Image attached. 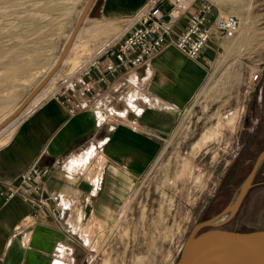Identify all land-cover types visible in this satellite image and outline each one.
Returning a JSON list of instances; mask_svg holds the SVG:
<instances>
[{
  "label": "rangeland",
  "instance_id": "374dc122",
  "mask_svg": "<svg viewBox=\"0 0 264 264\" xmlns=\"http://www.w3.org/2000/svg\"><path fill=\"white\" fill-rule=\"evenodd\" d=\"M86 1L77 0L66 16L54 14L43 22L45 30L53 29L51 47L41 57L40 67L22 81V88L13 91V106L0 115V120L27 99L37 81L59 59L68 34L76 25L78 11ZM210 1L221 11L237 13L233 3L221 7L216 0ZM247 8L250 34L219 43L221 48L216 50L205 82L191 93L190 103L179 114L175 113V124L162 136V149L168 144L165 153L161 157L159 153L143 174L130 180L119 210L108 222L86 220L75 232L74 264H176L194 227L214 219L231 204L264 151V119L257 117L263 109L264 0H252L249 5L247 1L234 15L243 21L242 13ZM91 10L50 80L17 116L15 125L0 129V146L37 104L51 96L62 79H68L98 55L101 37L108 35V31L90 29L94 23L90 20ZM118 32L120 36L124 29ZM257 71H262L261 81L250 91L249 77ZM246 125L258 128L259 141L249 152L250 164L237 180L230 182L227 176L231 167L238 164L244 148L249 146V133L243 132ZM89 161H81L74 171L85 173L91 169ZM228 183L230 187L219 198L222 187ZM221 229H264V161L240 208Z\"/></svg>",
  "mask_w": 264,
  "mask_h": 264
},
{
  "label": "crops",
  "instance_id": "0c3cea01",
  "mask_svg": "<svg viewBox=\"0 0 264 264\" xmlns=\"http://www.w3.org/2000/svg\"><path fill=\"white\" fill-rule=\"evenodd\" d=\"M147 1L98 0L93 6L90 29L104 28L108 35L97 49L104 64L89 77L97 83L90 108L73 111L50 96L0 146V264H74L70 233L86 220L106 223L119 210L130 180L165 153L168 144L162 149V136L175 124V113L205 82L220 45L207 46L198 60L170 46L141 68L112 71L107 45L119 37L118 30L134 24L132 17ZM262 107L259 119H264V91ZM243 132L251 134L246 133L249 143L259 130L246 125ZM86 159L91 169L74 171ZM66 162L68 169H61ZM34 164L51 171L33 195L37 204L9 197L10 186L18 185ZM44 199L46 206L39 204ZM55 206L69 216L59 215L72 230L58 224Z\"/></svg>",
  "mask_w": 264,
  "mask_h": 264
},
{
  "label": "built area",
  "instance_id": "2783aa9c",
  "mask_svg": "<svg viewBox=\"0 0 264 264\" xmlns=\"http://www.w3.org/2000/svg\"><path fill=\"white\" fill-rule=\"evenodd\" d=\"M132 18L134 24L106 49L113 61V72L120 68H141L170 46L188 59L198 60L207 46L219 45L222 40L234 37L241 26L240 17L228 12L222 14L210 0H148ZM102 54L68 79H62L51 96L73 111L90 108L89 99L95 94L97 83L89 77L94 69L104 64L106 58L103 59ZM261 78L262 71L251 74L247 88L253 90ZM104 115L101 112V116ZM69 162L61 164L60 168L68 169ZM50 172L38 164L31 165L22 173L20 183L10 186L8 196H19L36 205L33 195L40 191ZM39 204L48 205L47 199ZM52 211L56 212V220L64 231L72 230L71 225L63 223L59 216L64 213L69 217L63 210L55 206ZM70 236L74 240V235L70 233Z\"/></svg>",
  "mask_w": 264,
  "mask_h": 264
},
{
  "label": "bare ground",
  "instance_id": "6f19581e",
  "mask_svg": "<svg viewBox=\"0 0 264 264\" xmlns=\"http://www.w3.org/2000/svg\"><path fill=\"white\" fill-rule=\"evenodd\" d=\"M76 1L77 0H0V115L11 109L14 103L13 91L22 88V81L28 79L34 70L40 67L42 64L41 57L51 47V33L53 29L50 27L45 30L43 22L52 18L54 14L59 17L66 16L71 12ZM216 1L221 7L228 3L235 4V9L238 13L247 1L249 5L252 0ZM93 3L94 0H87L83 7L78 11L76 25L82 17L81 25L83 24ZM222 14H225V12L222 11ZM242 14L244 20L241 21L240 30L238 31V34H236L237 36L235 35L236 40L250 34L251 20L249 9L247 8ZM48 26L49 22H47V27ZM75 27L72 32L68 34L67 42L62 53L68 43H71V41L73 43V40L80 29L79 28L74 35L73 31ZM110 45H108V47ZM64 58H62L61 54L59 59H56L42 78L37 81L33 90H35L41 83L44 82L46 84L50 80ZM44 86L45 85H43L42 88ZM42 88H40V90ZM24 101L25 100L17 104L9 115L0 120V127L2 126L0 128L1 131L7 124L15 125L17 116L22 113L24 109L17 114L16 112L20 109ZM225 216V213L220 214L218 216L220 219L219 221H222Z\"/></svg>",
  "mask_w": 264,
  "mask_h": 264
},
{
  "label": "water",
  "instance_id": "95a60500",
  "mask_svg": "<svg viewBox=\"0 0 264 264\" xmlns=\"http://www.w3.org/2000/svg\"><path fill=\"white\" fill-rule=\"evenodd\" d=\"M92 6H94V3L90 9H92ZM82 19L83 17L73 31L74 35L80 28ZM71 43L66 45L62 58L68 53ZM43 83L30 93L16 114L26 107L40 88L45 85ZM263 161L264 151L259 155L253 170L231 204L222 212L226 214L222 221H219V214L214 219L203 221L194 227L184 244L180 258L176 264H264V229L249 232L221 229L240 208L249 189L252 187L254 177ZM202 228L209 229L198 233Z\"/></svg>",
  "mask_w": 264,
  "mask_h": 264
},
{
  "label": "flooded vegetation",
  "instance_id": "af4514ba",
  "mask_svg": "<svg viewBox=\"0 0 264 264\" xmlns=\"http://www.w3.org/2000/svg\"><path fill=\"white\" fill-rule=\"evenodd\" d=\"M264 85V84H263ZM259 141V135L256 134L254 137L252 136L249 139V146L244 148L243 154L241 155V157L238 159V164L236 163V167L235 165H233L228 173V180L230 179V182L237 180L239 178V175L241 174V172L244 170L245 166L249 165L251 162V158L248 157L249 152L251 151L252 147L254 145L257 144V142ZM248 157V158H247ZM230 183L226 184L224 187H222L220 194H219V198L223 197L224 191L225 189H227L228 187H230Z\"/></svg>",
  "mask_w": 264,
  "mask_h": 264
}]
</instances>
